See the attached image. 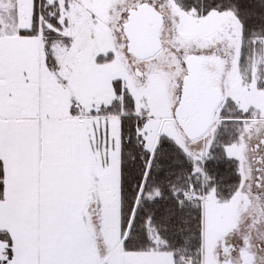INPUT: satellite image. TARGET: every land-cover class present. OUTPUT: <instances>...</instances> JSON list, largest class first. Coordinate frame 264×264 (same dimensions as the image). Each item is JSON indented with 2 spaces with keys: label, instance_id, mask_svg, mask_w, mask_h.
I'll use <instances>...</instances> for the list:
<instances>
[{
  "label": "snow or ice",
  "instance_id": "6c2138e0",
  "mask_svg": "<svg viewBox=\"0 0 264 264\" xmlns=\"http://www.w3.org/2000/svg\"><path fill=\"white\" fill-rule=\"evenodd\" d=\"M0 264H264V0H0Z\"/></svg>",
  "mask_w": 264,
  "mask_h": 264
}]
</instances>
